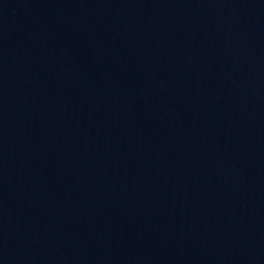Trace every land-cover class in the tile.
<instances>
[{
	"label": "water",
	"instance_id": "95a60500",
	"mask_svg": "<svg viewBox=\"0 0 264 264\" xmlns=\"http://www.w3.org/2000/svg\"><path fill=\"white\" fill-rule=\"evenodd\" d=\"M0 264H264V0H0Z\"/></svg>",
	"mask_w": 264,
	"mask_h": 264
}]
</instances>
